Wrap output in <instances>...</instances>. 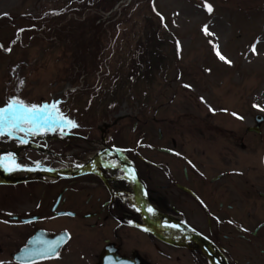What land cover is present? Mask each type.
<instances>
[{
	"label": "rangeland",
	"instance_id": "obj_1",
	"mask_svg": "<svg viewBox=\"0 0 264 264\" xmlns=\"http://www.w3.org/2000/svg\"><path fill=\"white\" fill-rule=\"evenodd\" d=\"M87 2L92 0H0V104L16 97L29 105L44 103L53 113V105L68 104V114L81 122L71 127L91 139L51 145L75 152L78 143L88 152L100 148V129L114 119L121 120L115 138L126 137L134 149L146 138L160 147L158 131L165 127L196 155L223 147V137L232 136V194L263 192L264 135L247 129L257 114L264 115V0H133L125 24H105L99 39L104 48L94 62L86 52H70L55 38L61 35L49 30L58 12L68 18L77 11L93 13ZM147 33L162 44L150 39L160 51L144 65L137 50L148 46ZM261 128L263 134L264 123ZM150 154H156L154 165L145 170L152 175L151 193L160 196L163 155L157 148ZM81 160L75 155L54 161L75 166ZM197 221L192 214L186 219L193 226ZM184 243L194 247L187 237ZM174 253L173 258L180 254Z\"/></svg>",
	"mask_w": 264,
	"mask_h": 264
},
{
	"label": "flooded vegetation",
	"instance_id": "obj_2",
	"mask_svg": "<svg viewBox=\"0 0 264 264\" xmlns=\"http://www.w3.org/2000/svg\"><path fill=\"white\" fill-rule=\"evenodd\" d=\"M68 107L64 104L62 110H56L52 116L57 122L35 134L16 131L12 136H0V157L5 159V165L0 166V264H211L200 248L193 250L182 244L183 235L170 237L167 229L143 219L145 207L143 213L136 209V196L126 190V186L132 187L119 175L125 171L113 164L110 156L93 159L105 147L123 150L135 164L151 203L157 198L174 219L195 215L198 221L194 227L208 237L224 264H264V191L257 196L232 194L228 165L232 136L223 137V147L203 148L196 155L178 142L176 131L165 127L159 136L165 149L160 152L161 192L154 196L152 175L145 166L149 169L154 165L156 154L150 152L156 147L147 138L137 149L128 145L124 136L116 139L114 129L121 120L103 123L101 146L94 153L81 149L79 143V152L51 145L53 140L56 144L70 143L74 137L89 141L90 133L59 123L61 116L81 123L68 114ZM139 126L135 121V135ZM21 138L26 142L21 143ZM9 153L22 167L10 170ZM75 155L84 156L75 166L54 161H69ZM82 164L90 173L66 179L27 173V168L33 167L69 173ZM56 241V251L49 252ZM174 251L180 253L175 258Z\"/></svg>",
	"mask_w": 264,
	"mask_h": 264
},
{
	"label": "trees",
	"instance_id": "obj_3",
	"mask_svg": "<svg viewBox=\"0 0 264 264\" xmlns=\"http://www.w3.org/2000/svg\"><path fill=\"white\" fill-rule=\"evenodd\" d=\"M127 2L129 3L127 4ZM132 2L133 0H92V3L87 2L86 8L93 11V13L85 15L84 12L80 13L77 11L79 15H73L71 18H68L67 15L63 16L62 12H58L55 17H50L49 19L51 23L49 26L50 33L53 36L56 32L61 35L59 37L56 35L55 38L60 43L65 44L70 52L83 51L86 52L88 58L96 59L101 55L100 52L104 48L105 42L99 39L104 34L105 24L114 20H118L119 24H125L129 20L128 14L130 13ZM117 4L119 5L116 7ZM146 37L148 38V46L141 45L140 47L142 48L137 50L139 53L141 52L144 59L143 64L151 53L160 51L157 46L151 47L149 45L152 37L157 41V36L155 34L149 36L148 34ZM70 38L73 40L75 48L72 47L73 43ZM156 43L161 45L162 41L158 40Z\"/></svg>",
	"mask_w": 264,
	"mask_h": 264
},
{
	"label": "snow or ice",
	"instance_id": "obj_4",
	"mask_svg": "<svg viewBox=\"0 0 264 264\" xmlns=\"http://www.w3.org/2000/svg\"><path fill=\"white\" fill-rule=\"evenodd\" d=\"M208 7L209 11H211V7ZM205 31L207 32V26H205ZM217 55L220 59H225V57L220 55L219 52H217ZM52 107L55 108V105ZM48 108V105H29L19 98H11L6 107L0 108V136L5 134L12 136L16 131H22L26 135L35 134L41 127H49L52 123H56L57 121H55L52 115H48L47 119L44 118L45 114L48 112ZM233 115L236 114L233 113ZM65 122L72 127L77 126L74 121H66V118L61 116L59 123L63 124ZM6 127L8 129L7 132H5ZM20 142L25 143L26 140L21 138ZM8 160L12 164V168L10 170L22 167L21 165L15 163V158L11 153L8 154ZM3 165H5V159L4 157H0V166ZM58 245L59 241L52 242L48 251L55 252Z\"/></svg>",
	"mask_w": 264,
	"mask_h": 264
},
{
	"label": "water",
	"instance_id": "obj_5",
	"mask_svg": "<svg viewBox=\"0 0 264 264\" xmlns=\"http://www.w3.org/2000/svg\"><path fill=\"white\" fill-rule=\"evenodd\" d=\"M262 119L263 118L261 116H257L256 120L258 122V126L257 127H254V128H251L250 130L256 131V132H260V125H261V123L263 121ZM125 163H127V166L125 167L126 171L129 174H131V176H132L133 179L135 178V180L133 181L134 182L133 184L135 185V191H136V194H137V199L139 201V204L141 206L148 205L149 202L147 201V204H146V202L144 201L145 199L142 198V190H141V188H139L140 185L138 184L137 178L135 177V174H134L135 173V170H134V168L130 167L131 168L130 169L129 168L130 164L127 161H125ZM85 172H87V170L82 169L80 171H76L75 173H73L71 175L72 176H75V175H79V174L85 173ZM154 212L156 213V216H157L158 220L160 221V224L159 225H161L162 223H164L166 221L167 223L162 224L163 226H172V224L169 221L170 219L167 216H165L164 214L160 213L158 210L156 211L155 209H154ZM183 230L186 231V232H188L189 234H191L192 237L196 238L201 243V246H202L203 249L210 250L209 247H208V244L202 238H201L202 239L201 240L199 238L198 234H196L194 231H192L190 229H187V228H183Z\"/></svg>",
	"mask_w": 264,
	"mask_h": 264
},
{
	"label": "bare ground",
	"instance_id": "obj_6",
	"mask_svg": "<svg viewBox=\"0 0 264 264\" xmlns=\"http://www.w3.org/2000/svg\"><path fill=\"white\" fill-rule=\"evenodd\" d=\"M109 159H111V160H112L113 158H112V157H110Z\"/></svg>",
	"mask_w": 264,
	"mask_h": 264
}]
</instances>
